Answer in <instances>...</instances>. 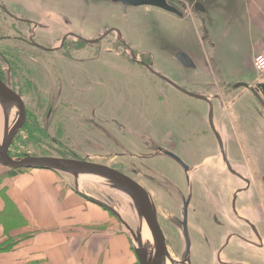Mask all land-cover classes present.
I'll return each instance as SVG.
<instances>
[{"label":"flooded vegetation","instance_id":"obj_1","mask_svg":"<svg viewBox=\"0 0 264 264\" xmlns=\"http://www.w3.org/2000/svg\"><path fill=\"white\" fill-rule=\"evenodd\" d=\"M108 1L123 11L130 8L133 15L145 6L185 19L189 16L188 7L193 6L194 11L198 9L197 2L193 5L192 0H159L176 7L179 10L177 12L156 5H132L125 0ZM20 7L16 3L10 6L6 0H0V15L6 14L18 22L28 24L29 34L26 37L21 36V42L51 53L65 50L69 45L68 38L76 37L78 42L72 44H76V49H80L78 47L82 44V47L95 46L99 49L98 52L93 51L95 56L102 52L115 53L121 59L156 76L162 85L173 86L151 71L152 69L161 73L156 62L163 56L162 47L148 45L145 41L135 42L128 31L117 25H111L91 35H84L82 28L80 31L71 29L59 37L56 36L55 41L43 44L36 39L33 29L40 27L41 22L29 17L27 9ZM64 15L66 16L65 13H59V16ZM112 28L114 30L106 34ZM105 40L110 43L109 47L104 45ZM176 45L170 44L171 49L165 53L169 52L183 67L193 68L185 66L181 61L189 56L196 65L192 49L188 45L183 48L178 43ZM152 48L159 52V56L150 50ZM11 49L8 52L0 50V77L20 93L25 101L27 96H34L39 102V110L45 104L48 107L47 120L55 119V115H52L59 105L60 85L55 81L49 83L43 77L41 73L45 67L38 70V66L42 65L39 56L28 55V52L16 47ZM7 71L10 75L4 73ZM240 82L244 81L225 85L219 92L207 96L214 107L212 112L211 103L206 101L208 130L205 129L204 133L213 135L209 140L182 135L164 136L159 140L151 134H140L129 129L117 119H111L123 133L141 137L142 143L126 145L109 130L103 129L106 143L95 145L91 152L80 148H76V151L70 149L71 158L108 160L101 162L130 175L150 193L171 255V260L166 261V264H264V157L258 151L263 148L259 146L257 138H249L247 135L250 130L256 135L255 126L244 128L238 123L230 130L225 126L226 101L222 97H228L239 88H246L235 87ZM233 97L237 99L236 94ZM222 102L224 111L221 109ZM261 105L260 108L264 111V104ZM50 125L47 122L46 130L53 127V124ZM54 131L60 137H65L63 130L55 128L52 133ZM52 133L47 131V135ZM69 140L71 141H67ZM55 142L68 145L61 140ZM88 154H94L95 157L91 158ZM165 161L168 163H164ZM167 166L175 169V175L167 171ZM118 212L126 219L120 210ZM116 218L118 219L117 216ZM149 242L148 251L155 254L156 245L151 239Z\"/></svg>","mask_w":264,"mask_h":264},{"label":"rangeland","instance_id":"obj_2","mask_svg":"<svg viewBox=\"0 0 264 264\" xmlns=\"http://www.w3.org/2000/svg\"><path fill=\"white\" fill-rule=\"evenodd\" d=\"M6 2L10 6L16 3L17 6H21L20 8L27 9L29 17L41 22L40 27L33 29L36 32V39L43 44L55 41L56 36L59 37L71 29L80 31L82 28L84 35H91L111 25H117L128 31L133 41H145L148 45L164 49L163 56L156 62V67L161 73L183 86L185 83L195 84L202 80L201 73L195 74L191 68L176 64L177 60L169 52L165 53L166 50L171 49L170 44L177 46L178 36L182 40L184 37L189 38V35H194L198 42L190 18L188 22H181L175 15L145 6L139 8L133 15L130 8L123 11L108 0H6ZM33 9L35 10L32 11ZM59 13H65L66 16H59ZM65 19H68L67 23ZM46 26L49 28L46 29ZM29 31L28 24L18 22L6 14L0 15V50L8 52V49L16 47L25 53L28 52V55L39 56L42 65L38 66V70L45 67L41 74L46 81L49 83L55 81L60 85V100L57 110L52 115H55V119L48 121L46 117L48 107L44 104L39 110V102L35 97H26L28 109L31 111H29L30 117L14 140L12 151L10 150L13 156L30 154L71 157L70 149L76 151V148L91 152L95 145L107 142L103 129L109 130L126 145L135 146L142 143L141 137L123 133L116 123L110 121L111 119H117L127 128L140 134H151L159 140L164 136L178 135L194 139L201 137L205 140L213 137L208 132L204 133L205 129L208 130L205 122L207 109L202 99L183 93L169 84L162 85L156 76L121 59L115 53L102 52L95 56L93 51L98 52L99 49L95 46L82 47V44L78 47L80 49H76V44L72 46L73 43L78 42L76 37L68 38L69 45L65 50L51 53L42 51L21 42V36L26 37ZM107 42L108 40H105L104 45L109 47L110 43ZM150 50L159 53L153 48ZM193 53L197 59L204 60V50ZM239 57L243 59V55ZM4 73L10 75L8 71ZM41 79L44 80L42 77ZM241 102V106L247 108V116L243 118L245 123L249 124L254 118L256 119V112L251 110L253 101L245 97ZM258 105L262 107L260 101ZM1 122L3 128L0 103V124ZM47 122L53 124L54 128L46 130ZM55 128L63 130L66 138L60 137L55 131L52 133ZM47 131L52 134L47 135ZM263 134L264 127H260L257 132L258 144L263 149L258 151L264 157ZM68 139L71 141H67ZM59 140L68 145L55 142ZM88 155L91 158L95 157L94 154ZM91 161L108 162L99 158ZM164 167L166 168L165 165ZM5 168L9 171V167L5 166ZM19 169L21 170L17 172L28 170ZM167 171L175 175L173 167L167 166ZM55 172L74 190L78 183L79 188L90 196L110 201L109 203L125 215L127 220L122 218L133 228L141 227V217L132 199L125 193L113 189L104 178L81 174L77 182L72 175ZM122 226L124 225L121 224ZM124 228L130 233L125 226ZM145 228H147L146 224ZM134 244L137 246L135 240Z\"/></svg>","mask_w":264,"mask_h":264},{"label":"crops","instance_id":"obj_3","mask_svg":"<svg viewBox=\"0 0 264 264\" xmlns=\"http://www.w3.org/2000/svg\"><path fill=\"white\" fill-rule=\"evenodd\" d=\"M196 2L203 9L194 11L190 6L188 17H177L181 22L190 18L198 36V42L194 35L182 40L178 36V46L205 51L204 60L193 53L196 67L191 68L201 73L202 80L185 86L208 96L235 81H264V72L254 64L257 55H264V0H192L193 5ZM235 94L237 99L232 98ZM245 97L253 101L251 110L256 112L249 124L243 118L247 108L241 106ZM222 99L225 126L229 130L238 123L244 128L255 126L256 135L251 130L247 135L259 140L264 111L256 96L239 88ZM120 223L110 210L80 195L54 170L10 173L0 164V264H139L130 234Z\"/></svg>","mask_w":264,"mask_h":264},{"label":"water","instance_id":"obj_4","mask_svg":"<svg viewBox=\"0 0 264 264\" xmlns=\"http://www.w3.org/2000/svg\"><path fill=\"white\" fill-rule=\"evenodd\" d=\"M132 5H156L170 11L177 12L179 11L176 7L168 4L167 2H161L159 0H125ZM198 9H203L200 3H197ZM114 28L109 29L106 34ZM80 38V36H79ZM186 57L185 54H182ZM189 57V56H188ZM181 61L187 67H196L195 63L189 58ZM153 73H156L160 77L164 78L178 90L183 93H186L190 96H193L198 99L210 102V99L202 94L192 92L175 81L171 80L165 74L152 70ZM235 87H246L248 88L258 100L264 104V81L258 82H240L235 85ZM0 103L3 113V128L0 130V164L7 166L9 168L19 169V168H43L50 169L54 171L64 172L69 175H72L76 178L77 182L81 174L87 175H96L98 177L104 178L108 185L113 189H116L120 192L128 195L136 207L140 217H141V227L138 229L133 228L121 214L116 210L111 203L108 201H103L98 198L90 196L88 193L81 190L76 184L75 190L80 195L86 197L87 199L104 206L110 210L114 215H116L119 221L130 231V238L135 247V252L140 264H166V261L171 260V255L168 252V245L166 243L165 236L160 228L156 209L153 204L152 197L150 193L143 187V185L138 182L136 179L130 175L117 170L109 165L93 162L87 158H71V157H62V156H53V155H30L26 154L24 156H13L10 153L12 144L18 134L21 132L23 127L26 125L29 118V109L27 102L24 97L16 92L11 86H9L1 77H0ZM213 105L211 103V110L213 112ZM15 111L16 119L11 121V112ZM213 119V115H212ZM112 200V199H109ZM151 235V240L154 245H156V253H149L148 246L150 245V240H144L143 231L145 228ZM137 243V246L134 244V240Z\"/></svg>","mask_w":264,"mask_h":264},{"label":"built area","instance_id":"obj_5","mask_svg":"<svg viewBox=\"0 0 264 264\" xmlns=\"http://www.w3.org/2000/svg\"><path fill=\"white\" fill-rule=\"evenodd\" d=\"M255 67L260 71L264 72V55L259 54L254 59Z\"/></svg>","mask_w":264,"mask_h":264},{"label":"bare ground","instance_id":"obj_6","mask_svg":"<svg viewBox=\"0 0 264 264\" xmlns=\"http://www.w3.org/2000/svg\"><path fill=\"white\" fill-rule=\"evenodd\" d=\"M191 91V90H190ZM193 92V91H192ZM16 113H15V111H12L11 112V121H14L15 119H16ZM0 130H2V122H1V124H0ZM143 238L145 239V240H150L151 239V235H150V233H149V231H148V229L147 228H144V231H143Z\"/></svg>","mask_w":264,"mask_h":264},{"label":"trees","instance_id":"obj_7","mask_svg":"<svg viewBox=\"0 0 264 264\" xmlns=\"http://www.w3.org/2000/svg\"><path fill=\"white\" fill-rule=\"evenodd\" d=\"M31 131H32V129L30 130V133H31ZM13 145H14V142H13V144H12V147H13ZM12 147H11V151H12ZM8 169H9L10 173H11V172L15 173V172H17L18 170H21V169H13V168H8ZM22 169H29V168H22ZM139 264H140V263H139Z\"/></svg>","mask_w":264,"mask_h":264}]
</instances>
